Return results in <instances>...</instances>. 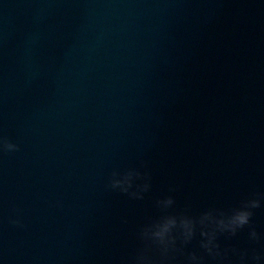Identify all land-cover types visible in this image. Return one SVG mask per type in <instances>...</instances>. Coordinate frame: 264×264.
<instances>
[{"label": "water", "instance_id": "1", "mask_svg": "<svg viewBox=\"0 0 264 264\" xmlns=\"http://www.w3.org/2000/svg\"><path fill=\"white\" fill-rule=\"evenodd\" d=\"M141 161L143 200L107 187ZM252 193L264 0H0V264H121L157 197L198 213ZM252 220L264 233V206Z\"/></svg>", "mask_w": 264, "mask_h": 264}, {"label": "clouds", "instance_id": "2", "mask_svg": "<svg viewBox=\"0 0 264 264\" xmlns=\"http://www.w3.org/2000/svg\"><path fill=\"white\" fill-rule=\"evenodd\" d=\"M3 147L14 150L18 146L5 139ZM107 187L132 200H143L152 187V176L146 162L141 161L139 168L114 170ZM262 201L264 194L252 193L237 204L209 206L194 213L190 204L176 207L171 194L159 196L154 200L157 214L138 226L135 234L138 245L121 264H206L207 260L214 264H262L264 250H258L255 245L261 244L264 249L261 243L264 233L257 231L252 220L255 210L264 206ZM245 230L252 247L222 246L221 237L231 240ZM193 241L195 246L189 248Z\"/></svg>", "mask_w": 264, "mask_h": 264}]
</instances>
